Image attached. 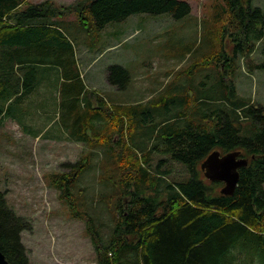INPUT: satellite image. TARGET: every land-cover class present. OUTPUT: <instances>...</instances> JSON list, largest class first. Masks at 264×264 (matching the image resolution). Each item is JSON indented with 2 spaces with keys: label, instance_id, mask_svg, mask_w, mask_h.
Wrapping results in <instances>:
<instances>
[{
  "label": "trees",
  "instance_id": "1",
  "mask_svg": "<svg viewBox=\"0 0 264 264\" xmlns=\"http://www.w3.org/2000/svg\"><path fill=\"white\" fill-rule=\"evenodd\" d=\"M190 11L189 4L181 0H78L64 7H55L47 0L34 4L0 0V120H13L32 134L24 127L17 108L24 109L29 98L41 94L37 89L43 85L45 95L53 91L54 97L55 93L58 96L54 105L63 131L76 142L90 143L88 131L97 135L94 130L102 124L106 103L97 96L98 106L94 108L87 98L90 91L80 77L76 41L65 17H76L78 33L98 34L132 15L168 14L180 20ZM218 12L221 34L233 39L234 51L246 49L249 53L264 36V9L253 5V0H221ZM220 58L224 68L216 70L218 85L213 92L221 85L228 88L231 98L216 92V97L208 98L209 103L195 100L198 110L192 112L194 119L179 111L175 117L167 115L153 125L149 140L156 136L160 142L148 145L147 156H161L155 174L145 169V161L133 168L134 179L115 201L114 225L107 238L99 235L88 213L74 211V203L68 198L71 184L88 164L84 166L81 159L66 164L73 174L56 176L60 197L86 223L97 264H264V107L237 99L232 80L225 82L226 67L233 60L223 55ZM254 69L264 70V62ZM119 71L127 81L121 86L113 77ZM107 72L109 85L126 88L127 71L111 66ZM186 98L179 100L181 106ZM139 105L129 107L128 114L125 106H113L112 115L120 131L124 118L128 130L132 122L136 129L141 126L139 116L147 112L138 113ZM129 133H125L126 147L137 156L145 155L134 149L136 144ZM215 150L221 155L239 152L238 157L248 160L247 166L238 170L231 195L220 193L222 183L202 177L200 164ZM166 160L182 166L184 177L170 178L167 170H160ZM29 230L30 221L7 206L5 193L0 190V252L8 264H29L21 241V233Z\"/></svg>",
  "mask_w": 264,
  "mask_h": 264
},
{
  "label": "rangeland",
  "instance_id": "2",
  "mask_svg": "<svg viewBox=\"0 0 264 264\" xmlns=\"http://www.w3.org/2000/svg\"><path fill=\"white\" fill-rule=\"evenodd\" d=\"M43 1L46 0L29 2ZM47 1L55 7H64L78 0ZM181 1L187 2L191 11L180 20H174L168 14L132 15L121 23L110 24L102 31L104 33L98 34L78 33L76 17L66 14L64 21H68L66 27L76 41V63L79 62L77 67L84 84L90 74H102L106 79L111 66L131 73L126 91L108 95L109 90L102 89L108 103L103 106V121L97 126L100 128L94 130L97 135L88 131L90 143L76 142L63 131L59 110L54 105L58 103V96L55 93V98L53 91L45 95L43 85L37 89L41 94L29 98L24 109L17 108L24 127L31 129L32 134L25 133L13 120H0V190L5 193L7 206L31 223V230L21 233L29 264H97L86 223L76 217L67 200L60 197V190L55 185L56 176L73 174L64 166L66 164L80 159L84 160V166L88 164L78 181L71 184L68 198L74 203V211L82 215L88 213L99 235L107 238L114 225L115 201L134 179L133 168L136 170L138 164L145 161L148 164H144L145 169L155 174L161 156H147L148 145L160 142L156 136L149 140L153 125L167 115L175 117L179 111L185 112L189 120L194 119L192 112L198 110L195 100L212 99L216 92L230 97L228 88L220 84V89L213 92L218 85L216 70L224 68L220 55L233 60L226 67L225 82L232 80L237 99L264 107V70L254 69L256 64L264 62V36L249 53L246 49L236 52L233 39L224 32L221 34L222 20L218 16L221 0ZM253 5L264 9V0H253ZM117 29L121 30L119 37L106 34ZM87 51L91 52V57L82 61ZM165 71L171 78L160 79ZM113 77L120 82L119 86L127 82L121 71ZM143 80L145 84H141ZM89 91L87 98L92 107L97 108L99 91L90 88ZM185 95L187 98L181 106L179 100ZM112 96H116L119 105L127 108V112L122 111L127 114L129 107L141 104L137 107L138 113L147 112L139 116L143 120L141 126L136 129L132 122L131 130H128L124 118L119 130L112 115L115 104L109 101ZM156 109L158 113H155ZM36 133L39 136L33 137ZM125 133L134 139V149L145 155L137 156L129 151ZM159 169L167 170L170 178L184 177L183 167L169 160ZM73 178L76 179L75 175Z\"/></svg>",
  "mask_w": 264,
  "mask_h": 264
},
{
  "label": "water",
  "instance_id": "3",
  "mask_svg": "<svg viewBox=\"0 0 264 264\" xmlns=\"http://www.w3.org/2000/svg\"><path fill=\"white\" fill-rule=\"evenodd\" d=\"M239 152L221 155L219 151L211 152L200 164L203 177L210 182H220L222 195H231L237 185L238 170L247 166L248 160L240 158ZM0 264H8L0 252Z\"/></svg>",
  "mask_w": 264,
  "mask_h": 264
},
{
  "label": "crops",
  "instance_id": "4",
  "mask_svg": "<svg viewBox=\"0 0 264 264\" xmlns=\"http://www.w3.org/2000/svg\"><path fill=\"white\" fill-rule=\"evenodd\" d=\"M28 1H30V0H28ZM32 1V0H31ZM40 3V2H39ZM139 21V20H138ZM120 29H122V28H120ZM120 29H117V30H114L113 32H110V33H106L107 35H109V36H111L112 38H116V37H119V36H121V30ZM104 31V30H103ZM100 33H104V32H100ZM84 35H85V33H84ZM75 49H76V47H75ZM75 55H76V61H77V59H78V55H77V51L75 50ZM84 57H85V59L83 58L82 59V61L83 60H88L90 57H91V52L90 51H87L86 53H85V55H84ZM78 63L79 62H77V65H78ZM162 70V69H161ZM79 71V70H78ZM175 71H179V70H175ZM141 72V74H143V72L142 71H140ZM167 73V74H166ZM79 74H80V77H81V73L79 72ZM131 74V73H130ZM129 74V72H128V75H130ZM170 73H168V71H165V72H162L161 73V76H160V79H169V78H171L170 77ZM88 78V77H87ZM81 79H82V77H81ZM129 79V78H128ZM130 82H131V79H129V81H128V83H127V86H126V88L125 89H123L122 91H126L127 89H128V86H129V84H130ZM83 84H84V82H83ZM141 84H145V80H143V82L141 81ZM85 85V87H87L88 86V90H89V88L90 89H93V90H97V91H99V93H98V96H101L104 100H105V103H108V100L104 97V96H106L105 94H104V92H103V90L102 89H108L109 91L107 92L108 93V95H110L109 93H111L112 95H114V93H118V91H119V89L116 87V86H112V85H109L108 84V82H107V80L105 79V75H95V74H90L89 75V78L87 79V83L86 84H84ZM114 91V92H113ZM117 91V92H116ZM163 99V98H162ZM117 100V98H116V96L114 97V96H112V98L109 100L110 102H114V104L115 105H119V102H117L116 101ZM205 101V100H204ZM206 101H208V100H206ZM121 104V103H120Z\"/></svg>",
  "mask_w": 264,
  "mask_h": 264
}]
</instances>
